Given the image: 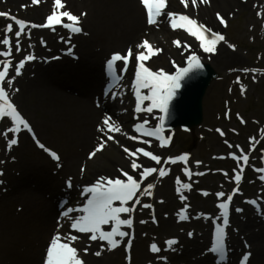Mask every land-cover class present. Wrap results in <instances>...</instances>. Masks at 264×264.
Instances as JSON below:
<instances>
[{
    "label": "bare ground",
    "instance_id": "obj_1",
    "mask_svg": "<svg viewBox=\"0 0 264 264\" xmlns=\"http://www.w3.org/2000/svg\"><path fill=\"white\" fill-rule=\"evenodd\" d=\"M62 2L65 4L63 11H69L79 17L80 25L83 27L80 34L73 35L63 27L55 31L28 27L26 32L31 33V39L21 37L20 52H16V41L13 38V67L9 70V78L15 74L16 63L27 55H34L36 60L26 64L25 69L22 70L23 74L15 77L11 88L8 87L7 81L4 87L9 91L10 98L18 111L35 129L38 137L50 142L56 141L64 149V159L55 162L47 152L39 151L23 128L17 136L18 145L10 151L5 150V138L0 136V171L3 172V175H0V181H2L0 184V264H6V262H9L8 264H40L38 260L40 246L35 243H39V239H43L44 234L51 232L79 236L80 239L72 246L78 249L84 264H124L121 258L123 242L113 251H107L105 244V251L97 257L93 253L99 250L101 242H91L88 240L90 234L77 233L69 226V220L72 217L78 218L83 215L79 211L82 208L80 205L88 199L86 189L96 175L110 176L119 174L120 169H123L136 179H140L139 172L142 169L137 171L131 169L130 162L134 157L128 156L123 151L124 148L131 150L134 144H142L147 150L162 157H165L168 152L167 148H160L155 141L150 140L151 144H146L142 142L146 139L128 138L131 136L127 121H137L143 114L152 119L156 127L157 117L160 115L156 110L151 114H135L131 111L134 79L131 77L124 79L111 98L104 99L99 96L98 101L95 102L92 97V94L106 80L101 66L107 52L116 44L114 39L118 40L117 44L133 47L148 40L154 48L163 49L159 55L147 61L146 66L151 68V63H160L169 74L175 73L171 65L168 66L169 63L178 62L182 67L190 52L198 55L203 62L210 61L211 67L215 71L220 70L224 76L215 85L217 93L214 98L219 92H222V98L227 96L229 89L227 83L230 78H235L228 72L234 65L242 63L243 56L235 52L233 47H229L230 44H227L225 40L218 44L215 54H208L199 48L198 41L188 33L179 36L180 31L183 30L169 29L166 20L162 19V23L148 26L145 9L140 0H62ZM0 9L11 15L16 14L15 17L26 22L29 16L41 19L48 12H53L54 0H41L39 4H33L32 0H0ZM168 10L176 14L189 13L200 24L208 23L211 27L221 30L223 25L221 26L217 18L219 13L226 20L233 34L246 35L254 33L259 22L264 18V0H209L207 4L197 0L195 6L192 5L191 0H188L187 8L181 0H168ZM83 13L86 15H82ZM238 13H247L248 16H244L240 21H234V16ZM143 16H145V22ZM2 21L3 25L11 23ZM13 28L15 32L17 26L14 23ZM0 35L3 36V34ZM69 37L71 41L67 43ZM92 40L100 44L91 47V42L88 41ZM174 40H179L182 45L191 44L190 51L184 47H175ZM2 48L3 46H0V49ZM69 48L74 51L73 54H77L75 59L66 54ZM55 57L58 59L55 60ZM142 92L147 94L146 89ZM117 111L120 112L117 113ZM106 116L111 117L110 122L121 129L118 133L107 134L114 136L113 140H107L106 135L98 131V128L104 127L102 120ZM11 126L9 118L0 121V133ZM210 126L214 127L215 122L213 124L211 122ZM12 136L13 134L9 133V138ZM100 138L106 141L104 149L90 159L89 154L95 150V142ZM216 141L220 143L219 140L216 139ZM204 142L205 140H202L198 143ZM200 150L205 153L203 147ZM222 150L225 151V149ZM137 162L143 167L153 166L142 157ZM57 164L60 169L53 174ZM168 165L173 166L170 162ZM239 166L234 159L218 163V165L209 164L207 161L199 164L192 163L189 170L204 174L193 175L190 180L186 174L180 177L182 183L192 185L190 191L183 190V195L187 197L184 201H181L177 193L178 185L173 189V195L170 194L169 188L158 196L142 195L143 190L152 184L148 183L147 179L144 180L141 184V193H137L140 197V205H134L135 202H131L128 206L134 205L136 211L131 214H122V218L129 217L134 220L132 230L136 232L135 245L141 241L145 243L155 241L158 242L161 252L153 255L147 252L145 246L138 245L137 252L132 255L131 264H163L158 258L161 256L168 258L167 264H209L206 250L211 241L209 234L213 230L211 223L218 221L212 218L219 217L221 210L217 207V201L211 197L194 204L192 197L197 187L195 181L199 178L204 183L205 178H207L206 181L209 179L210 182L206 184L211 195L227 192L229 187H236L233 177L236 174L234 170L238 171ZM244 170L247 171L248 168ZM166 178L167 175L158 177V182L162 183ZM69 179L73 186L77 187L76 189L67 190L65 183ZM121 179L124 178L121 177ZM253 185L254 190H242L241 196L246 198L259 192L260 210H264V184L254 183ZM214 189L216 191H213ZM46 195H51L53 199L69 200V203H73L70 207L74 211L68 217L61 215V210L56 204L51 203ZM238 198L239 196H234L235 205ZM181 203L194 204L193 207L190 205V210L185 213L189 217L187 221H180L178 217L181 210H175L176 206L174 208V204ZM143 204H151L157 209L156 214L162 216L161 228L150 226L148 218L151 213L148 208L141 212ZM76 207H79L78 211L75 210ZM262 217L258 211L245 207L242 215H239L234 212L231 205V221L226 230L227 241L232 250L231 257L238 256L247 244L254 250L253 263L264 264ZM142 219L145 221L144 224H141ZM57 220L58 223L54 225ZM186 226V229L193 233L191 238L184 230ZM204 228L205 231H203ZM43 229L46 230L43 231ZM122 230L130 232L131 229L122 227ZM141 233L145 234L144 238L140 235ZM169 239L178 240V244L173 246L174 250H169L165 244V241ZM255 240L259 241V248L255 247ZM21 243L26 245L24 251L18 253L17 249ZM85 247H88L87 254L83 251Z\"/></svg>",
    "mask_w": 264,
    "mask_h": 264
},
{
    "label": "snow or ice",
    "instance_id": "obj_2",
    "mask_svg": "<svg viewBox=\"0 0 264 264\" xmlns=\"http://www.w3.org/2000/svg\"><path fill=\"white\" fill-rule=\"evenodd\" d=\"M33 4H39L41 0H32ZM144 9L146 10L147 23L149 25H158L163 21L160 20L162 16L166 15L167 22L172 30H183L188 35L195 38L198 41V46L204 53L215 54L217 52V46L220 42L225 40L224 35L213 32L211 29L207 28L203 24H198L195 19L190 18L188 15L176 14L172 12L165 13V9L168 8V0H140ZM181 3L184 4V7H188V0H181ZM193 6L197 4V0H191ZM201 3L207 4L209 0H201ZM23 7V6H22ZM65 4L62 0H54V10L51 15L47 17V21L43 25L30 24L23 20L18 19L15 16H12L10 13L0 12V17H6L9 20L13 21L17 26V29L14 32L13 23H8L3 28V38H0V46H3L0 49V121H3L5 118H9L12 126L6 128L0 136L5 138L6 142V151H10L14 146L18 145V133L23 128L28 132H31L32 129L26 119L20 114L17 107L14 105L10 98L9 91L4 87L5 81L7 85L11 88L14 79L16 76L23 74V69L27 63L35 61L36 57L34 55H27L16 63L15 65V74L9 78V70L13 67V38L15 39V50L20 52L22 46L20 44L21 37L31 39V33L26 32L28 27L31 28H48L52 31L56 30L57 26L68 29L72 34H79L82 32V28L79 27L80 19L76 15L70 13L69 11H63ZM82 15H86L83 13ZM217 18L219 22L227 26L226 20L217 13ZM65 19L69 23H65ZM14 33V36H13ZM210 33V35H209ZM63 40V38H61ZM71 37H69L67 43H70ZM173 45L177 48L186 47L191 48L190 45H182L179 40H174ZM74 47V46H73ZM229 47H233L229 45ZM136 48L144 49L145 51H138L135 60L137 63V70L135 72V97H136V113H153L154 110H159L162 115L157 117L158 126L154 128H147L146 125L148 121H144L135 127L134 131L139 133L141 136L151 137L158 141V146L160 148H167L171 144V136L165 135V124L166 121L171 116V106L173 100L176 98L179 90L181 89L183 82L192 77V74L202 70L204 65L201 62V59L194 52L186 57L185 67H180L175 64L173 65L176 68L175 74L166 73L163 69L153 71L151 68L146 66V62L151 60L154 56L159 55L163 49L154 48V46L149 43L148 40L142 41L136 46ZM68 54H72V49L69 48ZM183 54V53H182ZM133 58V50L129 48L126 54L114 53L110 59L106 62V71L107 74L111 77L113 81H119L122 79L124 73L127 72L130 62ZM118 62H122V67L117 69ZM247 71V70H244ZM146 89L147 94H142L141 90ZM19 91V89H16ZM111 91V90H110ZM242 88V92H243ZM145 101H149L148 106L145 105ZM111 117H105L102 120V125L104 127L98 128V131L104 133L107 137V140H113L114 136L107 135L108 133H118L121 131L120 127L116 126L114 123L110 122ZM9 133H12V138H9ZM223 135V133H221ZM132 140H139V136L128 137ZM255 138H253V141ZM146 144H151L150 140L142 141ZM106 141L98 145L96 150L89 154V158H93L98 151H102L105 146ZM39 147L48 151L43 144H40ZM239 147V146H237ZM250 150H254V147ZM123 151L130 157H134L131 160L130 166L133 171L142 169L139 172L140 179H136L133 175L128 172L120 169L121 175L125 179L117 178H99L97 182L86 189V194H90V198L87 199V204L85 207L79 209L83 215H80L70 224V228L77 233L90 234L88 240L91 242L100 241L102 242L99 245V250L94 252L93 255L99 257L105 251V244L107 245V251L116 250L125 237H130L129 231L122 230V227H127L131 229L133 227V220L131 218L124 219L122 214H131L136 211V207H129L128 205L131 202H135V205H140V197L137 196V193H141V184L148 177L153 174H158L159 177H164L168 175V172L165 168L157 167H143L142 164L138 163L137 160L142 154L143 157L148 158L149 160L155 162L156 165H161L163 157L158 156L151 151H147L144 148H138L135 151H132L128 148H124ZM53 160L58 161L60 158L55 152L50 153ZM231 158L237 161L238 166L240 161H243V166H239V170L234 175L233 179L236 187L233 189L231 194L225 197L224 192L217 193V199L222 200L223 202L218 203L217 207L221 210L219 217H213L212 219H217L218 222L215 225L214 231V242L211 248L208 251L211 254H214L219 264H228V248L226 245L227 239V228L230 225L229 213L230 205L232 203L233 196L239 192V185L242 180L244 167L249 164V155L243 153L241 150L240 155L235 153L231 154ZM189 160L188 155H182L177 158L169 157L167 162L176 164L178 162H183L185 165ZM200 162H197L199 164ZM83 171V169H81ZM254 171L261 173L259 176L261 181H264V168H255ZM185 174L190 180L193 175H203L204 173H193L191 170L185 168ZM0 175H3V172L0 171ZM227 176V173H225ZM2 183V181H0ZM176 183L177 193L180 196L181 201L187 199L183 195V190H191L192 185L190 183H182L179 178H177ZM68 186L71 187V180L67 182ZM154 187L153 184H149L142 192V195L151 196V189ZM205 196L208 195L207 192L204 193ZM251 205L255 206L258 209V214L264 216V210H260V203L257 200L248 201ZM143 208H152L151 204L141 205ZM190 205H186L179 214L180 221H186L189 219L187 213ZM74 211V209H69L64 212L63 215L68 217L69 214ZM237 212H242V209H236ZM145 223V221H141ZM111 225L110 230H105V226ZM238 231V230H237ZM191 238L193 233L188 234ZM119 238V239H118ZM134 238V237H132ZM78 239L77 235H72L71 233H66L61 235L59 232L54 235L52 240L49 243V246L46 250L45 264H84V261L80 258L78 249L72 246ZM169 250H174L173 246L178 244V240L169 239L165 241ZM245 247L248 248L247 244ZM131 249V239L128 240L125 245V250L130 253ZM84 253L87 254L88 247L84 248ZM150 251L154 254L161 252V248L156 244L152 243L150 245ZM251 253L246 252L242 258L240 264H248ZM160 260L166 261V257H158ZM128 264H131L130 254L126 257Z\"/></svg>",
    "mask_w": 264,
    "mask_h": 264
},
{
    "label": "rangeland",
    "instance_id": "obj_3",
    "mask_svg": "<svg viewBox=\"0 0 264 264\" xmlns=\"http://www.w3.org/2000/svg\"><path fill=\"white\" fill-rule=\"evenodd\" d=\"M22 6L26 8L25 5H22ZM51 14L52 12H48L41 19L32 18L29 16L26 18V22H28L29 25L30 24L42 25L46 23L47 17ZM246 14L247 13H244V14L238 13L237 15L234 16L235 18L234 21L242 20L244 16L246 17L248 16V14L247 15ZM186 15L192 18L191 14L187 13ZM12 16H16V14ZM143 17H144V22H145V16ZM1 19L11 22V23H14V22L9 20L8 18L0 17V34H3L2 29L5 27L6 24L3 25V21ZM161 19H165L167 22L166 15L162 16L160 20ZM64 22L69 23L66 19ZM202 22L204 23V21ZM167 25H168V28L171 29L168 22H167ZM205 25L207 28L211 29L213 32L224 35L225 41L227 42V44H230L231 46H233V50L243 56L242 63L240 62L239 64L234 65V67H232V69L228 72V74L230 73L229 75L233 74L235 78L233 79L230 78V80L228 81L227 83L229 87L228 94L224 98H222V92H219L217 97L214 98L215 94L217 93V91L215 90V85L218 81H221L224 77L223 74L220 73V70L216 71L219 78L211 84L204 98V102H203L204 123L201 127L195 128L190 132H184L180 129H177L175 131L165 132L166 136H171V147L168 149L167 155L163 157L161 161V165H157L156 167L158 169L161 167L165 168L168 172V175H167V178L162 183L158 182V174H153L152 176L147 178L148 183H152L154 185V187L151 189L153 196H158L160 193L165 192L168 188H169L170 194L173 195V189L177 186V183H176L177 178L180 179V177L185 174L184 169L185 168L188 169L192 163H197V162L203 163L204 161H207L209 164L218 165V163H224L227 160L232 159L231 158L232 153H235L236 155H240L241 150L243 151V153L249 155V158H250L249 165L250 166L247 170V173L242 176L243 180H246V182L244 184H241V186L239 187V192L241 193L242 190L243 191L252 190V189L254 190L253 188L254 183H258V184L262 183V181L259 179V176L262 174L252 169L253 168H264V18L259 22L258 28L257 30L254 31V33H248L246 35L239 34V33L233 34L232 29L228 26V24L226 27L223 25L221 30L211 27L208 23H206ZM79 26L81 25L79 24ZM185 33L186 32L184 31H180L179 36ZM0 38H3V36L0 35ZM88 42H91V47H94L100 44V42L96 40H92ZM114 42L116 44L110 50L108 49L109 52L110 51L116 52V53L123 52L125 49L131 48L133 50L134 55L136 56L138 51H145L144 49L138 50L136 47H133L131 45L126 46L127 44H117L118 42L117 39H114ZM187 45H190L192 47L191 44H187ZM62 48L63 46L61 47V51H62ZM184 48L190 51L189 48H186V47ZM107 55H108V52L105 55V57ZM203 63L211 65L210 61L203 62ZM175 64L180 66V63L178 62L177 63L175 62ZM164 65H167V64H164ZM170 65L173 68L172 71L174 70L176 71V68L174 67L173 62H170L168 66L170 67ZM184 66L185 64L182 67ZM151 69L153 71L163 69L166 73H168V70L164 69L160 63L158 64L151 63ZM136 70L137 69L133 67V71L130 74L131 77H133L134 72ZM244 70H247V71H244ZM237 74H240V75H237ZM247 76H250V77L246 79L245 77ZM242 88L244 90L243 92H242ZM147 105H148V101H147ZM130 109L131 111H133V100L131 101ZM119 112L117 111V113ZM144 121H148L151 124L150 127H154V123L152 122V120H150L147 116H143V115L141 119L138 121H134V120L127 121L128 125L130 126V136H134V133H133L134 125L136 123L141 124ZM210 121L212 122V124L215 122L214 127L210 126V123H211ZM221 133H223V135ZM253 138H255L254 141H253ZM40 139L39 141H42L45 144L46 148L57 151L64 158V149L60 147L58 142L56 141L50 142L48 140H42V138ZM216 139L219 140L220 143L216 141ZM102 140L104 139L100 138L98 141L95 142V145H94L95 150L98 147V145L102 142ZM202 140H205L203 144L198 143ZM202 147L205 153L202 150H200ZM253 147H254V150H250ZM138 148L146 149L144 145L134 144L131 147V150L135 151ZM222 149H225V151H223ZM212 151H214V154H212ZM182 155H188L189 157V160L186 165L183 162H178L176 164H173L172 167H170V165L167 166L168 164L167 161L169 157L173 158L175 156L177 158ZM148 162L151 163L150 160H148ZM240 164L243 166L242 160L240 161ZM217 167L219 168V166ZM117 177L119 178L123 177L121 175V172L119 174H114L110 176L98 174L95 176L94 181L89 182L88 187L95 184L99 178H113L114 179ZM206 179L207 178L204 179L205 181L204 183L202 179H199V178L195 181V184L197 185V187L194 190V195L192 197V200L194 201V204H196L202 199L208 200V197H211L217 201V205H218V203L220 202L217 199V195L215 194L211 195V193L208 191L209 187L207 186L206 183L210 181L209 179L206 181ZM234 188L235 186L229 187V191L227 192L223 191V192L225 194L232 193ZM213 191H216V190L214 189ZM205 192L208 193L207 196L202 195ZM258 199H259V192H256L254 196L252 195L246 198H242V200H246V204H244L243 201L241 200V196L239 195L237 204L236 205L233 204L234 212L235 213L237 212L236 209L238 206H240L239 209H243V206H245L246 208H250V203H248V201L258 200ZM194 204H191V203H181L178 205L174 204V208L176 206L175 210L182 211V209H184L186 205H192L193 207ZM145 209L146 208L141 207V212L145 211ZM189 209L190 208H188V210ZM149 211L151 213V216L148 218V223L150 224V226L151 227L155 226L157 229L161 228L162 216L158 214L157 216L152 214L154 213V211L157 212V209L154 206H152V208L149 209ZM127 218L129 217H126L125 219ZM141 221H144V219H142ZM55 223H58V222H55ZM141 224H144V223H141ZM212 224L213 222L211 223V225ZM45 230L46 229H43V231ZM184 230L190 233L186 229V227L184 228ZM205 230L206 229L204 228L203 231ZM48 235L49 233L47 234V236ZM140 235H142L143 238L145 236L144 233H141ZM50 236H51V233L48 237ZM46 239L47 237H45V240ZM152 243H156L158 245V242H155V241L149 242V243H145L142 241L138 242L137 245L135 246L134 254L137 252L136 248L138 245L145 246L147 252L152 254L150 251V245ZM254 243H256L255 246L258 247L259 241L255 240ZM25 245L26 243H21L19 245V248L17 249V252L20 253V251L24 249ZM239 254H241V252ZM162 257H166V256H162ZM121 258L124 264H128L126 255L123 251V246H122ZM8 263L9 262H6V264Z\"/></svg>",
    "mask_w": 264,
    "mask_h": 264
},
{
    "label": "water",
    "instance_id": "obj_4",
    "mask_svg": "<svg viewBox=\"0 0 264 264\" xmlns=\"http://www.w3.org/2000/svg\"><path fill=\"white\" fill-rule=\"evenodd\" d=\"M202 70L192 74L183 82L172 102L171 116L166 121L165 130L178 127L188 131L202 123V102L211 82L217 77L209 65L203 64Z\"/></svg>",
    "mask_w": 264,
    "mask_h": 264
}]
</instances>
